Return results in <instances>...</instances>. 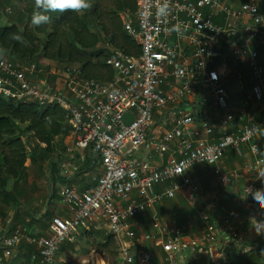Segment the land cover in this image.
<instances>
[{
    "label": "built area",
    "instance_id": "obj_1",
    "mask_svg": "<svg viewBox=\"0 0 264 264\" xmlns=\"http://www.w3.org/2000/svg\"><path fill=\"white\" fill-rule=\"evenodd\" d=\"M260 1L247 0L234 10L222 0H137L134 22L126 17L123 25L139 45L141 55L136 58L113 49L106 64L115 77L107 84L84 78L78 67L58 72L36 63L13 62L0 53V97L42 107L57 105L68 112L72 137L79 147L92 145L103 167L92 189L82 194L69 188L60 190V202L68 216L52 217L47 237H30L16 230L5 234L1 245L14 247L26 239L36 249V264H57L63 245L75 243L81 232L94 228L120 242L122 264H152L153 257L143 243L153 236L137 237L129 218L166 199H175L178 192L185 191L191 201L201 197L200 187L186 176L194 166L216 165L229 151L240 153V147L248 145L254 162L245 167L252 178L245 194L253 195L257 184L264 190V181L259 179L264 157L254 143L264 138V115L259 123L226 130L217 141L209 142L200 137L189 113H166L200 92H204L203 102L216 109L225 107L227 91L214 70L223 74L231 71L222 52L225 43L232 58L243 60L252 71V98L264 110V64L253 48L255 44L264 47ZM161 8H166L165 14H158ZM7 13L11 14L10 7ZM217 15H224V23L215 22ZM234 16H246L251 26H237ZM51 78H56L55 83L48 80ZM174 81L180 83L176 90ZM128 114L133 116L130 124L125 119ZM223 125L227 128L229 122L225 120ZM200 129L206 135L212 133L208 122H200ZM146 147L161 165L154 166L144 158ZM215 174L226 188L241 178L239 173L226 175L219 169ZM156 187H164V191L155 193ZM205 208L201 212L204 241L213 246L217 242L212 213L216 207L210 203ZM156 218L165 264H184L185 254L196 253L200 241H185L181 229L162 227ZM225 224L224 231L237 238ZM215 250L219 254V249Z\"/></svg>",
    "mask_w": 264,
    "mask_h": 264
},
{
    "label": "crops",
    "instance_id": "obj_2",
    "mask_svg": "<svg viewBox=\"0 0 264 264\" xmlns=\"http://www.w3.org/2000/svg\"><path fill=\"white\" fill-rule=\"evenodd\" d=\"M222 1L237 10L247 0ZM259 4L260 11L264 15V0ZM18 5L17 0H0V27L17 25L14 17ZM9 7L11 14L7 13ZM122 19L124 21L126 16H122ZM232 19L239 27L251 26L246 16H234ZM224 21V15L215 17V22L218 24ZM262 26L264 28V20ZM253 48L259 55L260 64H264V47L255 44ZM229 49L226 43L222 45V52L229 59L228 67L231 70L229 74H223L220 69H214L218 70L217 73L227 91L225 107L216 109L211 103L203 102L204 92H200L198 95L171 106L166 112L189 113L195 119L194 126L200 131V137L209 142L217 141L226 130L234 131L253 123H259L264 115L263 108L252 98V87L255 84L252 71L243 60L233 59L228 52ZM40 65L49 69L60 67L47 60H42ZM179 87L180 83L174 81L173 89L176 90ZM225 120L229 122L227 128L223 125ZM200 122L209 123L212 129L210 135L201 131ZM254 143L259 146L264 157V138H258ZM65 144L69 150L63 153L61 161L57 158L53 160V164H58L57 169L51 165L49 160L43 165L47 177L48 193L39 199V204L36 203L34 207H31L30 201L34 200L36 194L33 189L37 187L38 190L41 186L40 182H29L26 188L15 190L20 206L15 211L6 212V217L0 218V241L5 234L10 235L16 230H23L30 237H47L51 218L68 216L60 202V190L69 188L77 194H82L96 186L103 172L98 152L92 145L87 148L79 147L71 134ZM143 156L149 159L154 166L162 164V161L156 158L148 147L145 148ZM253 162L250 147L243 145L240 147V153L231 150L216 165H196L188 171L186 176L200 187L203 193L201 197L191 201L185 191L178 192L175 199H166L154 209H148L142 215L129 218L131 229L137 237L153 236L151 241L143 243V247L153 257L152 264H165V254L162 251L163 241L155 227V217L162 227L181 229L185 241L198 240L202 244L196 253L185 254L184 264H222L226 247L234 246L240 253H246L251 247L252 240L264 235V210L260 209L253 195L245 194L246 188L252 183V178L245 173V167ZM217 169L226 175L239 173L241 178L234 181L230 187H223L215 174ZM262 171H264V166ZM257 187V191L261 190V185L257 184ZM163 191L164 187L154 189L155 193ZM56 202H58L57 205ZM210 203L216 207L212 213L215 215L217 242L213 246L204 241L206 229L201 220V212ZM225 221L232 227L237 238H232L224 231ZM91 231L93 230L87 231L86 235L81 232L75 243L63 245L57 255V264H94L92 254L86 251L89 249L83 250L89 248L87 246L89 240L94 241V234L90 233ZM103 243L104 240L97 244ZM215 248L219 249V254L216 253ZM134 253L133 251L132 254ZM35 254L36 249L30 246L26 239L14 247L5 248L0 243V264H36ZM119 264L122 263L119 261Z\"/></svg>",
    "mask_w": 264,
    "mask_h": 264
},
{
    "label": "trees",
    "instance_id": "obj_3",
    "mask_svg": "<svg viewBox=\"0 0 264 264\" xmlns=\"http://www.w3.org/2000/svg\"><path fill=\"white\" fill-rule=\"evenodd\" d=\"M9 1V0H8ZM17 25L0 27V53L3 58L22 64L47 60L61 68L78 67L84 78L101 84L113 81L114 71L106 62L113 49L132 57L141 50L124 29L122 16L134 22L137 0H89L91 7L81 13L71 10L48 12L51 22L41 27L31 24L36 11L34 0H17ZM17 33L24 38H10ZM70 114L57 105L16 103L0 97V214L15 211L20 202L16 184L27 175V161L43 170L42 162L61 161L69 149L65 144L71 134ZM61 163V162H60ZM9 182L13 187L9 189ZM87 234V231H83ZM246 253L234 246L224 249L222 264H264V235L251 242ZM99 249L117 255L120 242L106 235ZM118 252V253H117ZM119 255V254H118Z\"/></svg>",
    "mask_w": 264,
    "mask_h": 264
},
{
    "label": "rangeland",
    "instance_id": "obj_4",
    "mask_svg": "<svg viewBox=\"0 0 264 264\" xmlns=\"http://www.w3.org/2000/svg\"><path fill=\"white\" fill-rule=\"evenodd\" d=\"M41 63V61H40ZM62 66L57 67L56 66V70H58V72H61ZM51 83H55V79H48ZM47 81V80H46ZM58 81V79H57ZM46 160L44 162H42V165H45ZM44 167V166H43ZM29 182H34V183H39L40 182V188L37 190V187L33 189L34 194H36V196L34 197V200L30 201L31 207H34V204L38 203L39 204V199H42L44 197V195L48 193V184L47 182V177H46V173L44 172V170H40L36 165L32 164L30 161H27V175L26 177L18 182L16 184V190L17 189H23L26 188V184H28ZM9 189H11L13 187L12 182H9L8 185ZM53 190V189H52ZM54 191V190H53ZM58 204V202H56V205ZM206 210V208H205ZM212 211V210H211ZM210 211V212H211ZM4 217H6V214L4 215ZM3 215L0 214V218H4ZM7 220V219H6ZM5 220V221H6ZM4 222V221H3ZM93 231H91L90 233L94 234V241L92 242L91 240H89L87 242V246L89 248H84L83 250L85 251V249H89L86 250L88 254H92L91 256H93V263L94 264H119V253L117 255H113L111 253L105 252L101 249H99V245L97 243H101L105 237H106V233L103 230H94L91 229ZM83 235H86V233H83Z\"/></svg>",
    "mask_w": 264,
    "mask_h": 264
},
{
    "label": "clouds",
    "instance_id": "obj_5",
    "mask_svg": "<svg viewBox=\"0 0 264 264\" xmlns=\"http://www.w3.org/2000/svg\"><path fill=\"white\" fill-rule=\"evenodd\" d=\"M34 4L36 11L32 13L31 24L37 27L51 22V17L46 14L48 12L62 13L71 10L81 13L91 7L89 0H34ZM165 13L166 8L158 10V14ZM10 38L21 43L24 42V38L17 33L11 34ZM259 179L264 180V171L259 173ZM253 199L260 205V209L264 210V190L256 191L253 194Z\"/></svg>",
    "mask_w": 264,
    "mask_h": 264
},
{
    "label": "water",
    "instance_id": "obj_6",
    "mask_svg": "<svg viewBox=\"0 0 264 264\" xmlns=\"http://www.w3.org/2000/svg\"><path fill=\"white\" fill-rule=\"evenodd\" d=\"M125 119H126V123L130 124L132 122V120H133L132 114L126 115Z\"/></svg>",
    "mask_w": 264,
    "mask_h": 264
}]
</instances>
